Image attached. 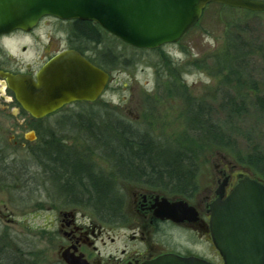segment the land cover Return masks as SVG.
Listing matches in <instances>:
<instances>
[{
  "label": "rangeland",
  "instance_id": "obj_1",
  "mask_svg": "<svg viewBox=\"0 0 264 264\" xmlns=\"http://www.w3.org/2000/svg\"><path fill=\"white\" fill-rule=\"evenodd\" d=\"M211 4L215 5L205 8L198 23L177 43L160 50L137 49L107 35L101 48H111L120 59L111 64L106 58L97 60L109 73V80L92 104L65 107L43 120H33L20 110L13 95L2 93L8 105H0V148L9 157L7 167H11L8 180L0 178V211L6 215L0 216V246L5 249L7 264H61L52 239V222L56 210L64 206L63 200L52 175L35 165L29 149L40 146L48 133L64 139L68 146L83 145L88 134L71 124L76 115L119 118L147 133L160 147L186 151L196 145L192 158L195 167H180V179L159 176L163 181H183L180 185L193 178L206 186L215 165L235 163L247 168L241 161L253 149L264 155V106L257 102H264V12L226 13L216 3ZM232 22L236 26L229 25ZM68 29V21L42 18L30 33L4 42L0 53L6 56L4 68L35 72L47 56L70 45ZM226 33L241 36L256 49L245 55L244 78L238 87L235 81H222L225 73L211 75L215 71L212 59L224 48ZM90 48L85 54L93 58ZM232 107H240L239 112ZM196 111L220 128L232 146L217 147L205 136L210 131L206 126L202 131L190 127L187 113ZM87 121L83 116L80 125L86 127ZM31 131L35 139L29 141ZM97 166H101L97 170L109 169L101 162ZM98 216L109 222L118 219V214L109 215V211ZM119 225L113 224L115 233L110 232V238L98 244L105 258L118 257L127 244V231ZM207 253L205 249L204 255Z\"/></svg>",
  "mask_w": 264,
  "mask_h": 264
},
{
  "label": "water",
  "instance_id": "obj_2",
  "mask_svg": "<svg viewBox=\"0 0 264 264\" xmlns=\"http://www.w3.org/2000/svg\"><path fill=\"white\" fill-rule=\"evenodd\" d=\"M211 3L264 12V0H0V36L16 30L29 32L50 16L61 21H92L127 45L156 49L178 42ZM0 79L22 110L40 119L77 100L95 101L109 73L78 51L64 49L50 57L34 78L0 70ZM29 135V141L35 139L33 131ZM217 194L209 207V230L222 264H264V184L243 177L224 198L222 188ZM163 207V216L172 219L193 210L184 202L164 203ZM64 261L87 264L71 255ZM141 264L212 263L166 253Z\"/></svg>",
  "mask_w": 264,
  "mask_h": 264
},
{
  "label": "flooded vegetation",
  "instance_id": "obj_3",
  "mask_svg": "<svg viewBox=\"0 0 264 264\" xmlns=\"http://www.w3.org/2000/svg\"><path fill=\"white\" fill-rule=\"evenodd\" d=\"M28 33L30 32L25 33L17 30L0 36V53H2V47L5 46L4 42L11 41L13 36L18 34L26 35ZM89 47L91 46L88 44ZM63 49L74 48L68 45L59 51ZM57 52L47 56L35 72ZM80 54L100 67L85 54L81 52ZM5 62L6 56L0 54V70L8 71L4 68L3 63ZM35 72L23 73L30 74L34 78ZM4 92L5 95H12L3 80L0 79V105L2 106L8 105V100L2 94ZM100 97L101 95L93 102L82 100L71 102L53 114L65 107L92 104ZM20 110L24 112L21 108ZM51 115L40 119L30 117L33 120H43ZM8 159V155L4 154L3 149L0 148V178L5 180H8L11 171V167L6 165ZM215 166L211 180L206 186L204 182H200L198 179L194 181L193 178L191 183H184V185H180L183 181L177 183L169 180L163 181L160 177L152 175L151 169L138 174L118 173L114 181L122 196V212L118 214L116 222L99 218L98 214L93 213L89 207H85L82 203L86 202V196L76 197L67 194L59 196L63 200L64 206L56 210L52 222V239L55 242L58 261L61 264H66L64 257L71 255L75 258H82L87 264H111L112 261V264H141L160 255L173 253L182 257L201 258L212 264H222L221 257L211 240L210 204L217 198L219 188H222L224 198L240 179L245 176L252 178V176L246 167L235 163H220ZM87 168L92 172L93 168L97 169L98 167ZM97 171L102 172L103 177L108 176L107 169ZM148 171L150 172L148 173ZM84 178L83 181L87 182L86 175ZM75 183L76 181L73 182V185H76ZM53 184L57 187L65 183L61 179L58 180L56 176ZM77 201H81L80 205L76 204ZM176 202H184L193 210H188L185 215L174 211L176 215H181L176 216L175 219L163 216L164 203L173 204ZM92 215L95 216V219ZM0 216L6 217L2 211H0ZM113 224H121L119 227L125 228L127 244H124V247L119 251L118 257L112 259L110 255L107 258L101 255L98 244L100 242L102 244L104 238H110V232H114L111 227ZM205 249L208 251V255H204Z\"/></svg>",
  "mask_w": 264,
  "mask_h": 264
},
{
  "label": "trees",
  "instance_id": "obj_4",
  "mask_svg": "<svg viewBox=\"0 0 264 264\" xmlns=\"http://www.w3.org/2000/svg\"><path fill=\"white\" fill-rule=\"evenodd\" d=\"M210 5L215 4H208L205 8ZM216 5L226 13L249 12L225 5ZM229 25L236 26V23L232 22ZM107 35L109 34L95 22L69 21L67 39L70 46L85 54L89 44L93 58L85 55L97 65H99L97 61L99 59L104 60L103 58H106L108 64H111L115 59H120L117 52L111 48H101L105 44ZM255 50V45H249L241 36L226 33L224 48L212 59L215 71L211 75L219 77L225 73L223 82L230 84L231 81H235L236 87L241 86L245 71V55L253 53ZM124 62L122 61L123 64ZM168 62L171 61L168 60ZM257 102L264 106V102H260L259 99ZM239 108L232 107L237 112H239ZM199 112L187 113L190 119L189 126L193 125L194 130L200 131H202V126H206L210 131H207L208 134L206 133L205 136L214 140L217 147L232 146L229 137L225 136L220 128L210 124L211 121ZM83 116L85 115H76L74 120L76 118L82 119ZM86 117L88 119L86 127L80 125L81 119L75 122L71 120V124L76 126L78 131L85 130L88 134L87 138H84L83 145L68 146L64 139L48 133L40 146L30 147L29 155L33 158L36 166L44 167L52 175V180L56 179L57 176L58 180L64 181L63 186L58 185L56 187L61 195L86 196L87 200L82 204L89 207L93 212H98L100 215H104L108 211L109 215H117L122 212V196L114 181L118 173L138 174L151 169L154 176L166 175L180 179L178 175L181 173L180 167H195L192 158L195 156L196 145L189 146L186 151H182L180 148L160 147L147 133L137 130L129 122L114 118L111 115L103 116V118H90L88 115ZM99 162L105 167H109L107 177H103L102 172H98L97 169L93 168L91 172L87 168L101 167L97 166ZM241 162L248 166V169L250 168V174L254 179L264 184V155L262 153L253 149ZM84 175H86L87 182L83 181ZM74 181H76V185H73ZM191 182L192 180L187 181V183ZM77 202L76 204L80 205L81 201ZM4 252V247L0 246V261H2L0 264H7L8 257L3 255Z\"/></svg>",
  "mask_w": 264,
  "mask_h": 264
}]
</instances>
